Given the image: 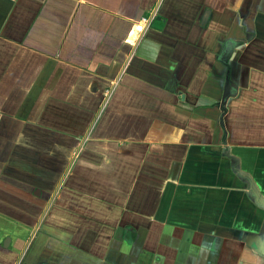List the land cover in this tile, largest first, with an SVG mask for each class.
Here are the masks:
<instances>
[{
  "label": "crops",
  "instance_id": "obj_1",
  "mask_svg": "<svg viewBox=\"0 0 264 264\" xmlns=\"http://www.w3.org/2000/svg\"><path fill=\"white\" fill-rule=\"evenodd\" d=\"M0 264H264V0H0Z\"/></svg>",
  "mask_w": 264,
  "mask_h": 264
},
{
  "label": "built area",
  "instance_id": "obj_2",
  "mask_svg": "<svg viewBox=\"0 0 264 264\" xmlns=\"http://www.w3.org/2000/svg\"><path fill=\"white\" fill-rule=\"evenodd\" d=\"M155 15H148L147 17H143L140 22L134 28V31L138 34V37L142 36L146 31L147 27L153 21Z\"/></svg>",
  "mask_w": 264,
  "mask_h": 264
},
{
  "label": "water",
  "instance_id": "obj_3",
  "mask_svg": "<svg viewBox=\"0 0 264 264\" xmlns=\"http://www.w3.org/2000/svg\"><path fill=\"white\" fill-rule=\"evenodd\" d=\"M159 19H160V18L157 16V17H156V20H159Z\"/></svg>",
  "mask_w": 264,
  "mask_h": 264
}]
</instances>
